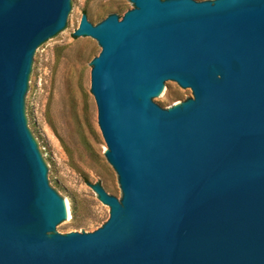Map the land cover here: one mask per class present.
Returning a JSON list of instances; mask_svg holds the SVG:
<instances>
[{
    "label": "water",
    "instance_id": "95a60500",
    "mask_svg": "<svg viewBox=\"0 0 264 264\" xmlns=\"http://www.w3.org/2000/svg\"><path fill=\"white\" fill-rule=\"evenodd\" d=\"M119 2L123 0H118ZM84 15L91 93L122 196L73 222L33 135V80L81 0H0V264H264V0H126ZM178 84L194 98L161 104Z\"/></svg>",
    "mask_w": 264,
    "mask_h": 264
},
{
    "label": "rangeland",
    "instance_id": "374dc122",
    "mask_svg": "<svg viewBox=\"0 0 264 264\" xmlns=\"http://www.w3.org/2000/svg\"><path fill=\"white\" fill-rule=\"evenodd\" d=\"M74 26L59 42L49 44L33 80V135L55 174L57 192L70 205L73 222L62 235L92 233L110 219L93 186L122 196L117 173L106 159L107 145L98 125V108L91 93L92 61L102 48L96 40L74 36L82 18L100 24L112 14L124 17L134 9L126 0H81ZM205 1V0H201ZM194 98L176 84L161 104L170 108Z\"/></svg>",
    "mask_w": 264,
    "mask_h": 264
}]
</instances>
